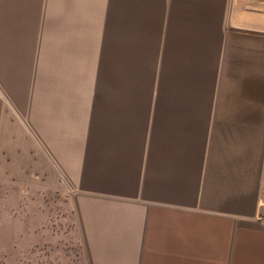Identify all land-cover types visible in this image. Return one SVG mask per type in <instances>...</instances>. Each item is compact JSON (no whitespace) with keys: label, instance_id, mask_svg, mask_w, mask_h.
<instances>
[{"label":"crops","instance_id":"0c3cea01","mask_svg":"<svg viewBox=\"0 0 264 264\" xmlns=\"http://www.w3.org/2000/svg\"><path fill=\"white\" fill-rule=\"evenodd\" d=\"M230 8L0 0V264H264V34Z\"/></svg>","mask_w":264,"mask_h":264},{"label":"water","instance_id":"95a60500","mask_svg":"<svg viewBox=\"0 0 264 264\" xmlns=\"http://www.w3.org/2000/svg\"><path fill=\"white\" fill-rule=\"evenodd\" d=\"M228 24L235 29L264 34V0H231Z\"/></svg>","mask_w":264,"mask_h":264},{"label":"built area","instance_id":"2783aa9c","mask_svg":"<svg viewBox=\"0 0 264 264\" xmlns=\"http://www.w3.org/2000/svg\"><path fill=\"white\" fill-rule=\"evenodd\" d=\"M259 219H264V198L262 199L259 205V212H258Z\"/></svg>","mask_w":264,"mask_h":264},{"label":"rangeland","instance_id":"374dc122","mask_svg":"<svg viewBox=\"0 0 264 264\" xmlns=\"http://www.w3.org/2000/svg\"><path fill=\"white\" fill-rule=\"evenodd\" d=\"M72 221V219H71ZM73 239V238H72ZM80 255H78V253L74 254L73 259L71 257V264H80L81 262L79 261L80 259L82 260V256L81 253H79ZM79 256V257H78Z\"/></svg>","mask_w":264,"mask_h":264}]
</instances>
